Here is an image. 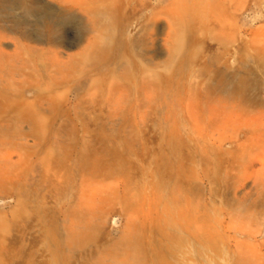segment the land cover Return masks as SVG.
I'll return each mask as SVG.
<instances>
[{
  "label": "rangeland",
  "instance_id": "1",
  "mask_svg": "<svg viewBox=\"0 0 264 264\" xmlns=\"http://www.w3.org/2000/svg\"><path fill=\"white\" fill-rule=\"evenodd\" d=\"M0 264H264V0H0Z\"/></svg>",
  "mask_w": 264,
  "mask_h": 264
}]
</instances>
